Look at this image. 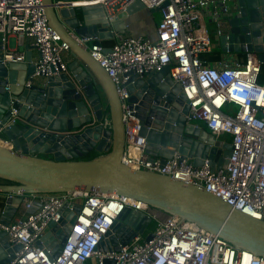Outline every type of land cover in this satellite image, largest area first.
<instances>
[{"label":"water","instance_id":"obj_1","mask_svg":"<svg viewBox=\"0 0 264 264\" xmlns=\"http://www.w3.org/2000/svg\"><path fill=\"white\" fill-rule=\"evenodd\" d=\"M58 1L63 4L71 0L43 3L49 24L72 52L67 70L35 78L26 86L35 71L29 51L25 64H0V132L10 140L8 146L0 144V223L12 222L21 206L23 197L14 195L16 192L100 191L178 215L237 248L264 257V220L196 185L133 169L123 162L126 128L122 101L106 68L92 56L90 42L113 38L115 32H122L114 25L116 20L125 23L128 15L146 6L137 0L109 19L100 2L59 7ZM229 7L226 27L219 36L222 51L255 52L264 63V0H231ZM20 69L25 73L18 74ZM4 76L9 78L10 91L5 89ZM126 86L130 107L142 123L141 135L147 139L146 155L165 163L178 152L194 166L208 161L214 170L227 167L232 144L189 120L190 106L181 84L172 78L170 66L134 74ZM12 108L17 110L13 121ZM107 115L110 128L102 123ZM94 151L97 156L86 158ZM80 210L79 204L72 211L65 204L60 222H50L45 240L46 244L52 240V257L59 255ZM150 224L147 214L126 208L97 249L119 250ZM151 237L149 234L147 239ZM16 249L18 246L11 247L8 234L0 228V264H8Z\"/></svg>","mask_w":264,"mask_h":264},{"label":"built area","instance_id":"obj_2","mask_svg":"<svg viewBox=\"0 0 264 264\" xmlns=\"http://www.w3.org/2000/svg\"><path fill=\"white\" fill-rule=\"evenodd\" d=\"M135 1L97 0L109 19ZM140 1L146 8L161 12L155 40L117 35L108 52L100 43L90 46L92 56L116 84L122 101L126 128L123 162L133 169L158 172L196 185L222 197L234 208L264 220V84L259 82L263 62L255 52H247L244 62L234 64L212 66L201 59V53L213 47L204 9L213 4L215 15L225 13L231 0ZM85 3L58 1L57 6L80 7ZM13 37L15 48L11 46ZM27 40L37 50L38 59L26 86L35 78L67 70L64 52L70 50L69 45L49 24L43 0H0V64L8 67L13 62H24ZM165 66L171 67L172 78L182 86L190 106L189 120L203 122L218 138L229 136L232 150L226 168L214 170L208 161L194 166L178 152L165 163L145 154L147 139L141 135V120L128 102L126 82L134 74ZM2 78L7 82L5 89L10 91L9 78ZM16 112L12 108L11 121ZM102 123L111 127L108 115ZM0 144H10L1 132ZM14 195L23 197L22 214L9 224L0 223L11 245L18 246L8 264H88V260L92 264H264L263 256L237 248L195 222L126 196L100 191ZM65 204L70 211L79 204L81 210L54 258L52 240L46 244L45 236L51 229L50 222H60ZM126 208L147 214L155 223L154 229L145 235L137 234L119 250L99 251L102 237ZM149 234L152 237L148 240Z\"/></svg>","mask_w":264,"mask_h":264},{"label":"crops","instance_id":"obj_3","mask_svg":"<svg viewBox=\"0 0 264 264\" xmlns=\"http://www.w3.org/2000/svg\"><path fill=\"white\" fill-rule=\"evenodd\" d=\"M85 2V1H82ZM97 0H94L93 3H85L86 4H95ZM215 9L213 4L207 5L204 9V17L208 26L210 38L212 41V50L209 52L201 53V59L205 64L209 65H220V64H234L237 62H244L246 59V52H223L221 49V43L219 40L220 33L224 32L227 23V15L223 12H220L218 15L214 13ZM161 17V12L158 9H141L137 12L128 15L125 18V23L123 19L116 20L114 25L120 29L122 32H115L114 37L107 40H97L94 39L90 42V46L93 42H97L102 44L107 50L112 46L115 42L117 35H134V36H143L151 40H155L158 35L157 26ZM113 28V26L111 27ZM15 42L13 37V48H15ZM26 51H29V58L32 64H35V61L38 59L37 50L30 44L27 40ZM64 60L68 64L73 60V55L71 50L64 52ZM21 62L20 64H25ZM25 73L24 69L18 70V74ZM20 75H18L19 77ZM41 77H39L40 79ZM259 82L264 84V63L262 64L261 73L259 75ZM198 124L205 127L204 123L201 121H195ZM227 136H222L221 139L227 140ZM98 153L96 151L92 152L89 156H97ZM148 158H151L147 155ZM191 161V159H189ZM192 162V161H191ZM22 214V206L19 207L16 215L13 220L19 217ZM12 220V221H13ZM11 244V242H10ZM12 247V245H11Z\"/></svg>","mask_w":264,"mask_h":264},{"label":"rangeland","instance_id":"obj_4","mask_svg":"<svg viewBox=\"0 0 264 264\" xmlns=\"http://www.w3.org/2000/svg\"><path fill=\"white\" fill-rule=\"evenodd\" d=\"M11 46L13 47V38L11 39ZM223 136H226V135H223ZM229 139V136H227ZM155 227V223L154 221L151 222V224L149 225L148 229L146 230V232H144V235L149 233L150 231H152ZM145 237V236H144ZM88 264H92V261L91 262H88Z\"/></svg>","mask_w":264,"mask_h":264},{"label":"trees","instance_id":"obj_5","mask_svg":"<svg viewBox=\"0 0 264 264\" xmlns=\"http://www.w3.org/2000/svg\"><path fill=\"white\" fill-rule=\"evenodd\" d=\"M94 156H88V157H86V158H93Z\"/></svg>","mask_w":264,"mask_h":264}]
</instances>
